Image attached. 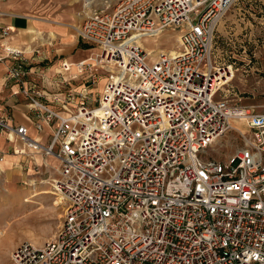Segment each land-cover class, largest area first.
I'll use <instances>...</instances> for the list:
<instances>
[{"label": "built area", "instance_id": "1", "mask_svg": "<svg viewBox=\"0 0 264 264\" xmlns=\"http://www.w3.org/2000/svg\"><path fill=\"white\" fill-rule=\"evenodd\" d=\"M233 2L90 0L75 34L96 50L94 61L62 58L45 79L53 91L26 78L44 80L25 55L38 63L41 47L5 42L14 27L0 24L5 78L18 85L34 130L49 129L41 141L0 116V132L11 155L42 159L61 211L40 245L11 249L12 264H264V112L217 94V74L231 64L209 60L214 27ZM166 28L177 44L151 58L142 41ZM229 132L240 146L223 160L208 156Z\"/></svg>", "mask_w": 264, "mask_h": 264}, {"label": "rangeland", "instance_id": "2", "mask_svg": "<svg viewBox=\"0 0 264 264\" xmlns=\"http://www.w3.org/2000/svg\"><path fill=\"white\" fill-rule=\"evenodd\" d=\"M86 1L75 3L73 16L76 22L65 23L70 27L68 35L74 36V41L71 45L61 44V57H69L66 52L77 58L90 50L84 47L86 43L75 37V28L81 14L85 13ZM176 33L166 28L154 37L144 38L142 42L145 48L172 50L177 44ZM154 42L157 44L154 45ZM210 57L215 65L229 63L233 68L231 80L226 81L216 93L224 95L231 103L264 112V0H234L214 27ZM82 77L71 81L72 85L83 81ZM102 81V75L98 73L96 81L88 83L91 87L86 101L88 105L95 104L93 96L99 93ZM234 135L229 132L219 138L218 143L211 145L207 155L219 160L226 158L240 146ZM15 160L7 164L6 158L4 168L1 167L4 170L5 165L12 166L0 174V231H3L0 236V264H12L10 251L20 242L42 243L53 234L60 220L61 211L53 205V195L40 193L44 189L52 190L49 185L52 173L46 178V174L42 175L38 169L30 167L31 172H28L23 164H14L17 162ZM46 161L53 167L49 159ZM42 180H49V183H41ZM31 194H34V203L22 201Z\"/></svg>", "mask_w": 264, "mask_h": 264}, {"label": "crops", "instance_id": "3", "mask_svg": "<svg viewBox=\"0 0 264 264\" xmlns=\"http://www.w3.org/2000/svg\"><path fill=\"white\" fill-rule=\"evenodd\" d=\"M73 1L0 0V10L5 12V14L0 16V24H8L14 27V32L4 37V41L24 48L26 46L41 47L43 54L46 56L44 60L37 63L36 56H31L29 53H25V55L29 57L28 60L33 64L34 69H37V71L41 69V72L44 73V80L39 81L37 73L30 74L26 76V78H33L34 76L37 84L39 82L38 85L46 88L48 91H53L55 87L45 79H51L56 75V72L60 70L62 58L67 59L69 62H73L74 60L86 56L89 58L93 54V49L88 46L90 50L84 56L81 53L77 58L71 57L70 53L65 52L66 56L69 57H61V44L71 45L74 41V38H72L70 34L68 35V28L70 27L65 24L71 21L76 22V17L73 16V12L76 8L75 3L79 0ZM7 63L6 59H0V116L4 117L7 123L25 125L29 136L44 141L49 129L44 126L43 132L37 133L32 127L30 118L31 112L28 110L25 98L18 92V85L11 79L5 78ZM45 98L43 102H48L50 100L49 97ZM49 105L55 109L57 108L54 103H49ZM13 144L9 135L0 132V151L4 152L3 159L5 160L7 158V164L13 163L17 157L10 154V149ZM34 159H37V162H35ZM16 161L19 165H27L29 169L30 167L32 168L33 163L41 165V168L38 169L39 173L42 175L45 174V170L42 168V159L40 157L34 156L31 160L17 157ZM49 161L51 160L49 159ZM4 164L5 163L1 164L3 168ZM11 167L12 166L9 167L5 165L4 170ZM0 170L4 172L1 167ZM28 172H31V170Z\"/></svg>", "mask_w": 264, "mask_h": 264}, {"label": "bare ground", "instance_id": "4", "mask_svg": "<svg viewBox=\"0 0 264 264\" xmlns=\"http://www.w3.org/2000/svg\"><path fill=\"white\" fill-rule=\"evenodd\" d=\"M89 7H90V0H87L86 1V4H85V7H84V12H86L88 9H89ZM73 38H74V36H73ZM149 38V37H148ZM156 39V38H155ZM155 39H153V40H155ZM177 40H178V38H177ZM157 44V43H156ZM155 44V42H154V45H156ZM28 48V46L25 48V49H27ZM146 50L148 51V53L150 54V56H151V58H154V56L157 54V52L159 51V50H161L160 48H157V47H150V48H147L146 47ZM95 49H93V52L92 53H95ZM161 51H165V50H161ZM89 60H91V61H94V55L92 54L89 58H88ZM209 60H210V62L212 63V60H211V57L209 56ZM66 61H68L67 59H66ZM232 71H233V68L230 66V65H227V67H225L224 66V70L223 71H221V70H219V72H218V81H216V84L219 86V88H222V86H223V84L226 82V81H229V80H231V78H232ZM224 74V78L223 77H221V75H223ZM103 79V78H102ZM212 85H214V83L212 82ZM236 125L237 126H235V127H237L239 130H242V128H243V126L241 125V123L240 122H237L236 123ZM219 142V139H216L215 141H214V143H218ZM230 155V154H229ZM48 159H50L51 161H50V163H51V165L54 167L55 166V161L52 159V158H48ZM17 160V159H16ZM15 160V161H16ZM3 161H4V159L3 160H1L0 161V167H2L3 168V166L1 165L2 163H3ZM34 161L35 162H37V159H34ZM14 164H18L17 162H15ZM28 170H29V168H28ZM54 177L52 176L51 177V179H53ZM51 179H50V183H51ZM41 183H49V180H42L41 181ZM50 183H49V185H50ZM40 193H44V194H49V195H52L53 193H52V190H49V189H44V190H42ZM34 197V194H31V196L30 197H28V198H25V199H23L22 201L23 202H25V203H34V201L32 200V198ZM57 203H58V201H57V199H55V202L53 203V205H57ZM1 235H3V231H0V236ZM3 243V242H2ZM31 243V242H30ZM36 242H33L32 244L33 245H36L35 244ZM41 244V243H40ZM40 244H38V245H40Z\"/></svg>", "mask_w": 264, "mask_h": 264}, {"label": "trees", "instance_id": "5", "mask_svg": "<svg viewBox=\"0 0 264 264\" xmlns=\"http://www.w3.org/2000/svg\"><path fill=\"white\" fill-rule=\"evenodd\" d=\"M89 45H85L84 47H88Z\"/></svg>", "mask_w": 264, "mask_h": 264}]
</instances>
